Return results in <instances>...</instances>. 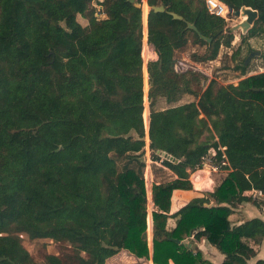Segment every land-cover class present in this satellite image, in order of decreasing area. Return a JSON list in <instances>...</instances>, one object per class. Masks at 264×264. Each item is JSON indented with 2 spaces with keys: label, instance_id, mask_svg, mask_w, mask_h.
Wrapping results in <instances>:
<instances>
[{
  "label": "trees",
  "instance_id": "16d2710c",
  "mask_svg": "<svg viewBox=\"0 0 264 264\" xmlns=\"http://www.w3.org/2000/svg\"><path fill=\"white\" fill-rule=\"evenodd\" d=\"M91 1L0 0V264H107L120 250L154 264H209L184 243L191 234H206L224 254L222 264H246L264 237V221L233 226L229 216L245 192L264 196V71L247 75L252 58L245 62L257 48L232 52L242 76L237 84L212 78L196 89L204 76L178 73L176 52L191 39L204 46L194 60H213L233 39L205 0H147L165 8L143 11L156 52L147 72L140 0H104V17ZM221 1L229 16L255 9L242 38L264 39V0ZM184 94L197 99L180 102ZM146 145L153 173L163 170L160 161L176 175L152 182L151 253ZM210 149L226 161L227 174L170 213L173 190L192 188L187 169L199 167ZM22 234L59 243L62 251L37 262Z\"/></svg>",
  "mask_w": 264,
  "mask_h": 264
},
{
  "label": "crops",
  "instance_id": "0c3cea01",
  "mask_svg": "<svg viewBox=\"0 0 264 264\" xmlns=\"http://www.w3.org/2000/svg\"><path fill=\"white\" fill-rule=\"evenodd\" d=\"M148 10V9H147ZM148 14V11H147ZM142 16H143V6H142ZM147 19V15H146ZM241 19V18H240ZM146 27V37H147V20L144 21L143 17V32ZM236 37V36H235ZM236 39L233 41L235 44ZM144 39V33H143ZM259 57V56H256ZM263 57V56H262ZM253 58V57H252ZM175 68V64H174ZM144 70V65H143ZM176 70V69H175ZM264 71V67L258 66V69L253 70L250 74L262 72ZM144 72V71H143ZM147 72V71H146ZM148 75V74H147ZM147 82V79L145 83ZM238 82V81H237ZM234 83V84H237ZM225 147H220V150L223 152ZM145 171L149 174L152 179L161 181L163 179H172L176 177L175 173H173L169 168L161 165L160 161L156 162L157 167H162L163 170L159 171L158 173H153L151 167L153 161L150 159L149 149L146 145L145 151ZM147 169V170H146ZM149 169V170H148ZM204 175L201 177V180H198L195 183V186H192L190 189H175L173 190L171 196V205H170V213L177 211L180 207L184 206L188 203L191 199L195 197H201L206 191H211L213 187L218 184L222 178L227 174L228 170L226 168H218L216 171L209 169V167L204 169ZM152 182L150 183V196H151V186ZM148 185L146 184V191L148 196ZM257 199V200H256ZM259 201L258 204L256 201ZM264 196H258L255 194L254 190H249L245 192L243 196L242 202L232 209V213L229 216L231 220V224L238 225L245 220L258 217L264 221ZM152 211L153 205L151 202V197H148V214H147V240L150 249V253L152 252ZM175 225V218L169 217L167 220V227H173ZM184 243L194 253L199 251L206 262L209 264H222L224 260V254L221 253L214 245L208 242L206 239V234L201 235L199 238H195L193 234L187 237L184 240ZM254 249L256 250V255L247 260L246 264H256L258 259L264 260V237L259 244H252ZM107 264H154L151 259L146 260H137L134 256H130L126 254L125 251L120 250L116 254L110 256L106 259ZM169 264H174L172 260L169 261Z\"/></svg>",
  "mask_w": 264,
  "mask_h": 264
},
{
  "label": "rangeland",
  "instance_id": "374dc122",
  "mask_svg": "<svg viewBox=\"0 0 264 264\" xmlns=\"http://www.w3.org/2000/svg\"><path fill=\"white\" fill-rule=\"evenodd\" d=\"M147 11H149V9ZM77 19L82 24H86V20L82 16L77 15ZM239 21H240L239 17L232 15L230 16V19L226 21V25L230 29V27L236 25ZM231 32L233 34V39H232L230 46L220 47L217 57L213 60H205V61L194 60L192 58V54L193 53H198V54L203 53L204 46L196 45L190 39L186 47L176 52V61H175V64H177V67L175 65L176 71L178 73L193 72V73H198L201 76L203 75L204 78L202 77L200 85H195V86L193 85L194 88L196 89H199V88L203 89L205 85L207 84V82L209 81V79H212V78L216 79L220 84H223V85L227 83H236L242 76L237 71H235L233 68L236 60H234L232 56V52H234L236 49L241 48V51L245 53L248 46H252L253 48L264 50V39L252 37V38H249V42L246 41L247 42L246 43L245 40H243L242 38V34H244L245 32L241 33L240 29H237L234 31L231 30ZM235 36L238 38L235 44H233V41L236 39ZM146 43L147 44H145L144 39H143V48H142L143 65H144V69L146 68V71H147V67H146L147 63L149 60L156 58V52L154 48L148 44L147 39H146ZM179 62L183 63L184 65L180 66ZM258 66L264 67V57H253L252 58V63L248 67L247 75L250 74L253 70L258 69ZM146 79H147V76H146ZM145 81L146 80L144 78V84H145ZM146 87L147 88L144 93L143 118H144L145 124L148 125L149 109H148V100H147V91H148L147 82H146ZM196 99L197 97L193 95L184 94L180 102L196 100ZM159 105L160 106L162 105L161 101L158 102V106ZM148 185L150 186V183ZM148 196L150 197V188H148ZM22 240H23L24 246L27 248V250L30 252V254L35 258L37 262L42 261V257L44 253L49 252V253L60 254L62 251V247L59 243L52 242L47 239H43V238L30 239L26 234H22Z\"/></svg>",
  "mask_w": 264,
  "mask_h": 264
},
{
  "label": "built area",
  "instance_id": "2783aa9c",
  "mask_svg": "<svg viewBox=\"0 0 264 264\" xmlns=\"http://www.w3.org/2000/svg\"><path fill=\"white\" fill-rule=\"evenodd\" d=\"M103 1L104 0H92L91 1V5L93 6V8L95 10V15H97L98 17H104L105 16V13L103 12V9H102V2ZM140 4H141V9H142V6L144 4H146L148 6V9L150 8V6L147 4V0H140ZM205 5H206L207 10L210 13H212L216 16L222 17L226 21L230 19V16H229L230 9L223 1H221V0H205ZM149 45L152 46L151 44H149ZM175 65L177 67V64H175ZM179 65L183 66L184 64L179 62ZM224 164H226V161L225 160H221V161L218 160L215 150L210 149L208 154L203 158L202 163L199 167H196L194 170L187 169L188 179L192 183V186H195V183L198 180L193 175L194 172L202 171L204 173L205 172L204 169L207 167H209V169H211L213 171H216L218 168L221 167V165H224ZM145 181H146V184H149L152 182L151 177L147 176V171H145ZM254 191H255V194L258 196L263 195L260 190H254Z\"/></svg>",
  "mask_w": 264,
  "mask_h": 264
},
{
  "label": "water",
  "instance_id": "95a60500",
  "mask_svg": "<svg viewBox=\"0 0 264 264\" xmlns=\"http://www.w3.org/2000/svg\"><path fill=\"white\" fill-rule=\"evenodd\" d=\"M136 5L138 7H141V4L139 2L136 3ZM149 9H152L155 12L164 11L165 10V8H164L163 5H152V6H150ZM169 13L172 15L173 18L183 19V17L181 15L177 14L176 12L170 11ZM234 15L236 17L241 18V19H240V21L236 25L230 27V30L234 31V30L240 29L241 32L244 33V32H246L248 29H250L252 27L254 21L257 18V11L255 9L250 8V7H241L240 10L234 12ZM187 27L193 29L194 31H197V28H196V26L193 23H187ZM198 35L202 39H205L207 41H210L211 40V38L205 37V36H203L199 32H198ZM261 54L264 55V53H262L260 50H258V49H252L247 54V56L245 58V62H247L252 57L259 56ZM174 240L176 242H179L178 239H174Z\"/></svg>",
  "mask_w": 264,
  "mask_h": 264
},
{
  "label": "bare ground",
  "instance_id": "6f19581e",
  "mask_svg": "<svg viewBox=\"0 0 264 264\" xmlns=\"http://www.w3.org/2000/svg\"><path fill=\"white\" fill-rule=\"evenodd\" d=\"M147 9H148V6H146V5H143V11H147ZM144 33V42H145V44H147L146 43V39H147V37H146V32H143ZM144 56V55H143ZM149 174L147 173V176H148ZM194 176H195V178L197 179V180H201V177H203V175H204V173L202 172V171H196V172H194V174H193ZM148 185V184H147ZM148 188H150V186L148 185L147 186ZM149 197V196H148Z\"/></svg>",
  "mask_w": 264,
  "mask_h": 264
},
{
  "label": "flooded vegetation",
  "instance_id": "af4514ba",
  "mask_svg": "<svg viewBox=\"0 0 264 264\" xmlns=\"http://www.w3.org/2000/svg\"><path fill=\"white\" fill-rule=\"evenodd\" d=\"M241 33H243V32H241ZM261 55H262V54H261ZM259 56H260V55H259ZM254 57H255V56H254ZM249 60H250V59H249ZM249 60H248V61H249ZM248 61H247V62H248ZM247 62H246V63H247Z\"/></svg>",
  "mask_w": 264,
  "mask_h": 264
}]
</instances>
